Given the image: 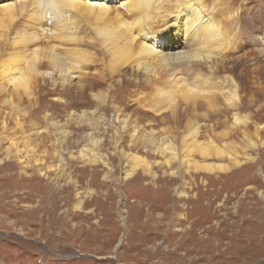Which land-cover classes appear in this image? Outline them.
<instances>
[{"label":"rangeland","instance_id":"1","mask_svg":"<svg viewBox=\"0 0 264 264\" xmlns=\"http://www.w3.org/2000/svg\"><path fill=\"white\" fill-rule=\"evenodd\" d=\"M245 1L227 0L241 13L240 37L223 53L229 69L215 79L238 86L237 113L252 120L247 136L256 148H243L244 135L226 129L235 112L219 95L195 107L179 103L175 118H154L133 105L135 89L116 87L109 90L114 103L99 114L101 129L92 126L99 116L85 120L83 112L97 109L88 92L66 105L44 87L35 100L14 98L21 110L14 114L0 97V264H264V0ZM79 22L84 38L93 22ZM110 51L95 50L97 74L107 73ZM114 105L139 132L114 133ZM199 145L254 161L228 173H197L199 166L231 165L214 151L200 156ZM119 149L137 161L124 167ZM54 152L56 159L48 157ZM46 153L47 163L36 166Z\"/></svg>","mask_w":264,"mask_h":264},{"label":"bare ground","instance_id":"2","mask_svg":"<svg viewBox=\"0 0 264 264\" xmlns=\"http://www.w3.org/2000/svg\"><path fill=\"white\" fill-rule=\"evenodd\" d=\"M206 1L0 0V97L5 98L14 114L21 111L14 98L18 101L35 100L44 94L41 93L44 87H49L45 94L64 101L66 105L71 103V99L80 101L76 99L84 98L88 92L97 109L91 114H83L88 115L85 117L87 122H93L92 117L99 116L104 109L107 110L109 101L115 100L112 89L116 87L135 89L133 105L143 108L154 118L166 115L175 118L179 103L195 107L198 103L209 104L219 95L226 103V109L235 112L234 123L226 129L230 133L238 131L244 135L243 148H256L247 136V126L252 120L241 118L237 113L243 103L238 86H223L215 79L222 68L225 71L229 69L222 57H226L224 51L240 37V29H235L238 21L235 16L241 13L231 10L227 0H208L207 4ZM238 1L246 3L245 0ZM220 9L221 12L230 10L219 13ZM81 18L91 21V24L93 22L88 24L91 33L88 32L84 38L80 37L83 31L79 22ZM259 37L260 53L264 54V32ZM80 46L89 49L84 50ZM97 47L112 50L107 73L103 69L99 74L93 71L98 64V59H95ZM149 90L151 93L147 92ZM113 108L111 127L116 135L140 131L139 125L131 124L119 106L114 105ZM102 118L97 117L92 126L101 129L104 125ZM51 125L59 126L57 123ZM202 129L201 125L186 124V130L196 135ZM261 130L263 127L258 125L256 132ZM198 147L196 152L200 156H209L214 151L217 157L228 156L231 165L199 166L194 170L197 173H228L254 161L247 157L240 162L238 154H229L217 147ZM47 154L37 158L36 166L45 165V158L54 159L57 155L54 152L47 157ZM119 155L124 160V167L137 161L122 149H119ZM58 157L64 164L65 160H61L60 155ZM50 168L53 167L48 166L46 170ZM63 169L60 166L57 170L62 173ZM77 196L75 208L80 209L82 199L79 194Z\"/></svg>","mask_w":264,"mask_h":264}]
</instances>
